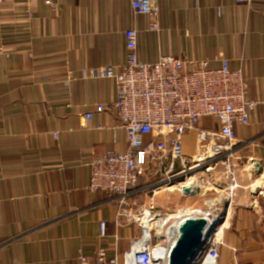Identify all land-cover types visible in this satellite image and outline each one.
<instances>
[{"label":"crops","instance_id":"0c3cea01","mask_svg":"<svg viewBox=\"0 0 264 264\" xmlns=\"http://www.w3.org/2000/svg\"><path fill=\"white\" fill-rule=\"evenodd\" d=\"M157 2L159 29L153 32L130 0H0V264H80L81 254L94 263L98 248L122 257L139 239V226L120 216L121 198L88 188L92 160L128 149L112 106L115 81L95 78L91 70L122 69L124 32L131 27L139 31L140 60L175 55L218 68L227 58L247 76L249 97L257 102L250 124L236 126L234 148L210 173L184 179L195 178L194 192H146L169 165L153 161L129 194L132 209L151 201L168 206L170 197L162 193L177 190L186 199L181 207L200 211L192 216H223L212 238L218 264H264V5ZM98 104L105 106L101 113ZM202 125L215 128L216 122L206 118ZM197 134L182 137L189 158L196 156ZM212 184L220 187V209L216 200L204 199V208L199 203Z\"/></svg>","mask_w":264,"mask_h":264},{"label":"built area","instance_id":"2783aa9c","mask_svg":"<svg viewBox=\"0 0 264 264\" xmlns=\"http://www.w3.org/2000/svg\"><path fill=\"white\" fill-rule=\"evenodd\" d=\"M234 1L241 5H264V0ZM46 3L50 4V1ZM130 5L139 18L149 19L150 31L159 29L157 0H130ZM124 37L126 53L122 69L94 68L91 74L95 78L115 81L117 99L112 106L121 121V129L126 132L128 149L124 153L110 150L92 160L88 188L119 196L124 207L121 218L137 224L141 235L122 257L109 258L105 248H98L94 263L83 254L79 260L80 264H169L173 238L157 231L166 215L154 201L148 207L134 211L129 194L138 187L143 172L153 161L169 163L164 176L145 187L146 192L153 194L170 187L183 191L187 181L179 179L203 171L210 173L215 160L234 148L236 126L250 124V114L257 102L249 97L247 76L242 70L233 69L227 58L220 60L218 68H212L206 60L189 64L175 55L162 56L153 62L142 61L139 31L128 28ZM104 110L103 104L96 106V112ZM206 118L215 120L216 127H204L202 122ZM84 119L91 121L93 113L85 114ZM192 130L198 132L195 158L185 155L182 141V137ZM176 162L182 167L179 170H176ZM225 164L230 170L229 160ZM194 191L191 189L189 193ZM100 229L105 235L104 222ZM175 231L177 235L178 230ZM159 244L161 248H157ZM218 249L211 241L196 264H218Z\"/></svg>","mask_w":264,"mask_h":264},{"label":"water","instance_id":"95a60500","mask_svg":"<svg viewBox=\"0 0 264 264\" xmlns=\"http://www.w3.org/2000/svg\"><path fill=\"white\" fill-rule=\"evenodd\" d=\"M183 191L189 193L190 186ZM223 221V216L213 220L205 217H186L178 228L177 240L171 247L169 264H196L205 252L217 228Z\"/></svg>","mask_w":264,"mask_h":264},{"label":"rangeland","instance_id":"374dc122","mask_svg":"<svg viewBox=\"0 0 264 264\" xmlns=\"http://www.w3.org/2000/svg\"><path fill=\"white\" fill-rule=\"evenodd\" d=\"M216 173V171H214ZM215 178H219V177H216V175L214 176ZM179 181H184V178H181L179 179ZM217 192H216V191ZM219 190H220V187L215 185V184H212L211 185H207V188L205 189V191H203L205 193V198H200V204L202 205V208L206 207V205L203 203L204 199L206 201H213V200H216V202H219L220 204L216 205L215 207L216 208H221V204H223V200L221 199V195L219 194ZM163 197H170V204H168V206H166L165 204L164 205H160V207H157L160 211L163 212L164 215H166L165 218L173 215V214H176L178 212V209L179 208H183L181 207V205H183L184 201L186 200L185 198L181 197L180 193L175 190L173 193H170V191H166L164 193H162ZM158 206V205H157ZM185 208V207H184ZM187 208V207H186ZM197 208H194L192 210H196ZM217 211V210H215ZM164 218V219H165ZM174 221L171 220L170 222H168L165 226H164V230L165 232H162L164 234H166V231L168 229V227L173 223Z\"/></svg>","mask_w":264,"mask_h":264},{"label":"bare ground","instance_id":"6f19581e","mask_svg":"<svg viewBox=\"0 0 264 264\" xmlns=\"http://www.w3.org/2000/svg\"><path fill=\"white\" fill-rule=\"evenodd\" d=\"M192 179V180H190ZM190 181H187V185L190 186L191 188L193 187V185L197 184V183H194L195 182V178H189ZM197 187L199 188V186L197 185ZM231 187V186H230ZM168 190L170 191H173L175 188L174 187H170V188H167ZM205 191V190H204ZM203 192V191H202ZM204 193V192H203ZM200 194V193H199ZM201 196V195H200ZM222 198V197H221ZM227 199V198H226ZM224 203V202H223ZM209 204L210 205H213L214 204V201H209ZM220 204V203H219ZM222 205V204H221ZM219 206V205H218ZM230 210V209H229ZM207 211V210H205ZM200 212L198 210H190V209H187V208H180L178 209V212L176 214H173L167 218H165L160 224H159V227L157 228V231L159 234H161L162 232H165V228L164 226L170 222L171 220H173L174 222L168 227L167 231H166V235H167V238L171 239V246L174 245V243L176 242L177 240V236L178 234L176 235L175 234V229L178 230L179 228V224L187 217V216H191L192 214H196ZM228 212V211H227ZM201 214V213H200ZM202 215V214H201ZM200 217V216H199ZM208 218V217H207ZM179 231V230H178ZM177 231V233H178ZM175 236H172L174 235ZM157 248H161V244L158 245Z\"/></svg>","mask_w":264,"mask_h":264}]
</instances>
